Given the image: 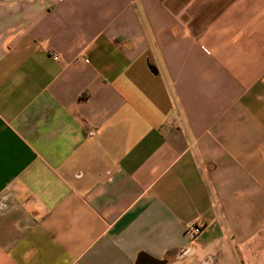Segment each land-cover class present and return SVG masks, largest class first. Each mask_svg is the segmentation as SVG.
I'll return each mask as SVG.
<instances>
[{"label":"crops","instance_id":"obj_1","mask_svg":"<svg viewBox=\"0 0 264 264\" xmlns=\"http://www.w3.org/2000/svg\"><path fill=\"white\" fill-rule=\"evenodd\" d=\"M0 264H264V0H0Z\"/></svg>","mask_w":264,"mask_h":264},{"label":"built area","instance_id":"obj_2","mask_svg":"<svg viewBox=\"0 0 264 264\" xmlns=\"http://www.w3.org/2000/svg\"><path fill=\"white\" fill-rule=\"evenodd\" d=\"M52 58L54 60H57L58 56L56 54H52ZM90 133L93 134L94 132H90ZM201 230H202V225L192 224L186 228V234L189 239H194L201 232Z\"/></svg>","mask_w":264,"mask_h":264}]
</instances>
